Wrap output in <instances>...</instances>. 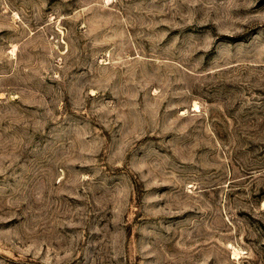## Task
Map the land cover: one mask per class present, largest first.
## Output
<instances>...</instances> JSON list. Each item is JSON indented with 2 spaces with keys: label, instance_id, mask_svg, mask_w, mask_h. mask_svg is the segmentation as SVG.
<instances>
[{
  "label": "rangeland",
  "instance_id": "rangeland-1",
  "mask_svg": "<svg viewBox=\"0 0 264 264\" xmlns=\"http://www.w3.org/2000/svg\"><path fill=\"white\" fill-rule=\"evenodd\" d=\"M0 264H264V0H0Z\"/></svg>",
  "mask_w": 264,
  "mask_h": 264
}]
</instances>
